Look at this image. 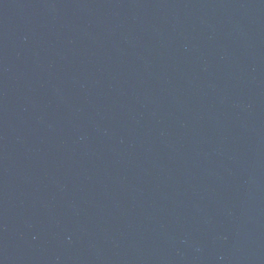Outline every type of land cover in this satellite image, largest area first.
Wrapping results in <instances>:
<instances>
[{"label":"water","instance_id":"1","mask_svg":"<svg viewBox=\"0 0 264 264\" xmlns=\"http://www.w3.org/2000/svg\"><path fill=\"white\" fill-rule=\"evenodd\" d=\"M0 264H264V0H0Z\"/></svg>","mask_w":264,"mask_h":264}]
</instances>
